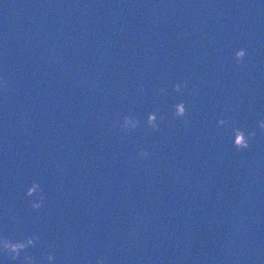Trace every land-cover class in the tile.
<instances>
[{"label":"water","instance_id":"1","mask_svg":"<svg viewBox=\"0 0 264 264\" xmlns=\"http://www.w3.org/2000/svg\"><path fill=\"white\" fill-rule=\"evenodd\" d=\"M260 119L264 0H0V237L38 262L264 264Z\"/></svg>","mask_w":264,"mask_h":264},{"label":"clouds","instance_id":"2","mask_svg":"<svg viewBox=\"0 0 264 264\" xmlns=\"http://www.w3.org/2000/svg\"><path fill=\"white\" fill-rule=\"evenodd\" d=\"M246 52L243 48H239L234 52V57L236 61H241L245 57ZM185 86V82L176 83L172 85L173 91L179 92L181 87ZM138 91L143 92L144 86L143 84L138 85ZM160 92H166V89H160ZM172 115L176 118H181L185 116L186 108L183 101L175 103L173 106ZM159 119H163V117H159ZM139 119L135 116L131 115H123L120 119L119 128L124 132H131L135 130L139 126ZM146 125L151 128L153 131H157L159 128L158 124V116L155 112H149L146 116L145 120ZM185 126H187L188 121L185 119L183 121ZM229 121L226 119L217 120L218 126H224L228 124ZM257 127L261 132H264V119H260L257 121ZM232 132V145L237 151L248 149L250 146V141L256 136V132L254 130H249L247 133L241 128L235 126V122H232L231 127ZM149 156V153L141 148L137 152V157L139 159H146ZM25 196L31 199L28 200L30 207L33 210L41 209L45 202L46 196L41 186L38 182L33 181L26 189ZM15 220V217H13ZM39 239L38 235L35 233L25 235L22 240H12L7 237H0V252H3L8 260L17 261L21 260V264H54L55 256L53 251L49 250L46 252L38 262L35 257L29 255L26 252V249L30 247L36 246V241ZM53 246L49 245V249ZM23 256L21 257V254ZM96 264H104V260L101 258L96 259Z\"/></svg>","mask_w":264,"mask_h":264}]
</instances>
